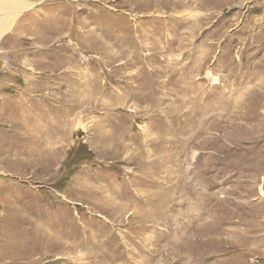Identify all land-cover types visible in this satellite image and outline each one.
I'll return each mask as SVG.
<instances>
[{
  "label": "rangeland",
  "instance_id": "obj_1",
  "mask_svg": "<svg viewBox=\"0 0 264 264\" xmlns=\"http://www.w3.org/2000/svg\"><path fill=\"white\" fill-rule=\"evenodd\" d=\"M29 1L0 46V264H258L264 0Z\"/></svg>",
  "mask_w": 264,
  "mask_h": 264
},
{
  "label": "bare ground",
  "instance_id": "obj_2",
  "mask_svg": "<svg viewBox=\"0 0 264 264\" xmlns=\"http://www.w3.org/2000/svg\"><path fill=\"white\" fill-rule=\"evenodd\" d=\"M157 1H159V0H157ZM161 1V0H160ZM157 3H159V2H157ZM161 3H163V1L161 2ZM165 3V2H164ZM160 4V3H159ZM166 4V3H165ZM17 6L18 5H16V6H12V5H10V4H7V5H5V6H3V7H0V19L1 20H6L5 21V23L2 25L1 23V26H0V36L3 34V33H5V32H7L8 30H10L11 29V27L13 26V22H14V20L17 18V16L19 15V13H20V11H22V10H24L26 7H19V8H17ZM170 7V6H169ZM11 16V17H10ZM8 18H10V19H8ZM174 41V40H173ZM179 42L181 43V46H182V42H181V40H179ZM172 43V42H171ZM174 45V44H173ZM101 46H103V45H101ZM105 46V45H104ZM103 46V47H104ZM167 47H169V46H167ZM171 47V46H170ZM182 47H184V46H182ZM167 49V48H166ZM171 49V48H170ZM169 50V49H168ZM107 52V51H106ZM182 147H183V145H182ZM44 148H46V147H44ZM111 151V150H110ZM179 162V161H178ZM178 225V224H177Z\"/></svg>",
  "mask_w": 264,
  "mask_h": 264
},
{
  "label": "crops",
  "instance_id": "obj_3",
  "mask_svg": "<svg viewBox=\"0 0 264 264\" xmlns=\"http://www.w3.org/2000/svg\"><path fill=\"white\" fill-rule=\"evenodd\" d=\"M32 2H30L29 0H0V7H3V6H5V5H7V4H10V5H14V6H16V5H18V6H21V5H26V4H31ZM22 7V6H21ZM1 16V15H0ZM27 18L28 17H25V19H23L22 20V22H24V23H27V21H29V20H27ZM5 21L6 20H1L0 19V23L2 24H4L5 23ZM22 22H20V23H22ZM20 23H18V24H14L15 26H12V28L10 29V30H8L7 32H5V33H3L1 36H0V46L1 47H3V44H5V42L7 41V39L8 38H12V37H10V33L13 31V29H15V28H18L17 27V25H19ZM1 24H0V26H1ZM2 24V25H3ZM12 36V35H11ZM7 46H5V48H6ZM257 263L258 264H264V255H262L259 259H257Z\"/></svg>",
  "mask_w": 264,
  "mask_h": 264
},
{
  "label": "built area",
  "instance_id": "obj_4",
  "mask_svg": "<svg viewBox=\"0 0 264 264\" xmlns=\"http://www.w3.org/2000/svg\"><path fill=\"white\" fill-rule=\"evenodd\" d=\"M1 66L2 71H11L12 68L16 69V67L12 64V60L9 59L3 60Z\"/></svg>",
  "mask_w": 264,
  "mask_h": 264
}]
</instances>
